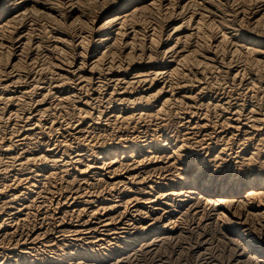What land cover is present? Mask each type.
<instances>
[{
  "label": "bare ground",
  "instance_id": "obj_1",
  "mask_svg": "<svg viewBox=\"0 0 264 264\" xmlns=\"http://www.w3.org/2000/svg\"><path fill=\"white\" fill-rule=\"evenodd\" d=\"M207 209L264 264V0H0V264L128 261Z\"/></svg>",
  "mask_w": 264,
  "mask_h": 264
},
{
  "label": "rangeland",
  "instance_id": "obj_2",
  "mask_svg": "<svg viewBox=\"0 0 264 264\" xmlns=\"http://www.w3.org/2000/svg\"><path fill=\"white\" fill-rule=\"evenodd\" d=\"M66 177L68 178V179H72V176H69V175H66ZM91 180H93V179H91ZM95 181V180H94ZM93 181V182H94ZM75 182V183H74ZM73 183H74V185L73 186H70V187H77L76 186V181H74ZM102 182V181H101ZM65 187L66 186H64V189H65ZM67 188H69V187H67ZM65 189L67 192L66 193H68V191H70L69 189ZM65 193V194H66ZM70 193V192H69ZM244 193V192H243ZM49 195H51V194H49ZM241 195H243V194H241ZM49 203H50V201H48ZM53 208H51V206H50V211L49 210H47L46 211V213L45 214H48L47 212H49V215H47V216H45V221L43 222V223H38V224H40L42 227L41 228H43V226L48 230L47 231V234L46 235H44L45 237H51L52 236V234H49V233H53V227L55 226V217L54 216H57L56 214H58V213H55V210H54V206H52ZM207 208H209V206L207 207ZM53 209V210H52ZM210 209V208H209ZM209 209H207L206 210V213H202V212H200V213H198V212H195V210L194 211H190L189 212V214H188V212L187 213H185L184 215L185 216H187V214H188V217H190V218H188V217H185L184 215H182L183 216V218L181 217V219H180V221H182V222H180V225L179 226H181V228L178 230V233H180L181 234V236H180V234H179V236H178V239L177 238H171V242L169 241V240H166L165 242L164 241H162L163 243L161 244V245H158V244H160L161 242H158L157 244H155L154 246L152 245V250H147V249H150L149 247H151V246H147L146 248H140V249H138L137 250V252L138 253H136V255H140L139 257L137 256L136 257V255L135 254H133V255H131V256H133L132 258H131V256H130V258H129V260L130 261H132V262H130L129 260L127 261V259L126 260H124V261H122V260H120V256L119 255H115V257L113 258L112 256V259L109 257V258H105V259H103V258H101L102 256H100V254H99V257H98V255L96 256V255H94V254H92L91 253V251H88V252H90V253H88V254H86V256L85 255H80V257H79V259H77L78 260V262L80 261L81 262V260L83 261V262H81V264L83 263V264H87L88 262L87 261H89V263L88 264H90V262H91V264H133V262H134V264H247V262L249 263V264H254L255 262L254 261H252L251 259H249V260H251V261H247L248 259H247V257L246 256H241V254H237V252L238 253H240L241 252V250L239 249L240 247L239 246H237V244L240 242V241H236V240H234V239H231L230 237H232L233 236V238H236V237H238V234H236V232H233V233H231L230 234V237L229 236H226V234L225 233H223L222 231H223V229L222 228H220V226H219V224H220V222H221V219H218V218H214V214L213 213H211V216H213V218H211L210 216H209ZM38 210V211H37ZM37 210H34V215H31V217H30V220H27V222L26 223H28L29 224V226L30 225H33L34 224V221L33 220H35L36 218H37V221L39 222V217H41L42 215H43V212H45L44 210L45 209H43V207H39V208H37ZM35 211H37V212H35ZM52 212V213H51ZM195 212V213H194ZM211 212V211H210ZM192 214V215H191ZM193 214H196V215H194V217H192L193 216ZM201 214H206V215H201ZM213 214V215H212ZM22 215V214H21ZM41 215V216H40ZM53 217H52V216ZM190 215V216H189ZM201 215V216H200ZM196 216V217H195ZM205 217V218H204ZM54 220H53V219ZM199 218V219H198ZM200 218H201V221H200ZM212 220H211V219ZM32 219V220H31ZM51 219V220H50ZM183 219V220H182ZM190 221H188V220ZM203 219V220H202ZM54 222H53V221ZM184 220H185V222H187V223H185L184 222ZM193 220V222H191ZM201 222L200 223V225H199V221ZM217 220V221H216ZM32 221V222H31ZM36 221V220H35ZM50 221V222H49ZM203 221V222H202ZM208 221V222H207ZM213 223H212V222ZM30 222L32 223V224H30ZM215 222V223H214ZM26 223H24V229L22 228V227H20V228H22L21 230L22 231H27V227L26 226H28ZM52 223V224H51ZM190 223H192V224H190ZM202 223H205V224H203V225H201ZM218 223V224H217ZM256 223V225H253V227H257V228H260V224L259 223H257V222H255ZM48 224V225H47ZM190 224V225H189ZM195 224V225H194ZM214 224V225H213ZM257 224H258V226H257ZM39 225V226H40ZM47 227H46V226ZM54 225V226H53ZM185 225H186V227H185ZM188 225V226H187ZM200 226V228H199V226ZM206 225V226H205ZM39 226H37V227H39ZM49 226H50V228H49ZM192 226V227H191ZM217 226L221 229H219V228H217ZM26 227V228H25ZM190 227V228H189ZM196 227V228H195ZM202 227V228H201ZM205 227H207V228H205ZM40 228V229H41ZM44 228V229H45ZM50 230H49V229ZM55 228V227H54ZM198 228V229H197ZM204 228V229H203ZM191 229H193V232H192V230ZM219 229V230H218ZM180 230H182V231H180ZM194 230H196V232L194 233ZM197 230H199L200 232H198ZM207 230H209L208 232H207ZM184 231V232H183ZM204 231V232H203ZM219 231V232H218ZM49 232V233H48ZM202 232V233H201ZM20 233H22L21 231H20ZM178 233H176V234H178ZM185 233V234H184ZM210 233V234H209ZM220 233V234H219ZM186 235V236H183V235ZM211 234H212V236H211ZM215 234H216V236L218 237V238H221L220 240L222 241H220L216 236H215ZM218 234V235H217ZM23 235H24V233H23ZM23 235H14V236H12V238H11V240L8 238V240L7 239H5V242H6V245H11V246H13L12 244H15V240L17 241V238L18 237H23ZM190 235V236H189ZM200 235V236H199ZM201 235H204V236H201ZM222 235V236H221ZM188 236V237H187ZM194 236H196V240H197V242L198 243H196V240H194L195 239V237ZM207 236H209V238L207 237ZM211 236V237H210ZM220 236V237H219ZM182 237H185V239L184 238H182ZM215 237V238H214ZM15 238V239H14ZM24 238V237H23ZM48 238V239H49ZM194 238V239H193ZM204 238V239H203ZM208 238V239H207ZM224 238V239H223ZM0 239H2V238H0ZM47 239V238H46ZM176 239L178 240V241H176ZM180 239L181 240H184V241H182V244H180ZM189 239V240H188ZM199 239H200V241L202 240V242H201V244H200V241H199ZM210 239V240H209ZM217 239V240H216ZM10 240V241H9ZM13 240V241H12ZM173 240V241H172ZM191 240V241H190ZM204 240V241H203ZM227 240H228V242H227ZM240 240H241V238H240ZM177 242L178 244H176V243H173V242ZM188 241V242H187ZM207 241H211V242H207ZM215 241H217V243H214ZM225 241V242H224ZM234 241H235V243H234ZM13 242V243H12ZM185 242H187V243H185ZM191 244H190V243ZM204 242V243H203ZM12 243V244H11ZM172 243V244H171ZM195 243L196 244H198V245H195ZM208 243V244H207ZM226 243H228V244H226ZM241 243L244 245V243H245V245H247V243L246 242H244V240H242L241 241ZM164 244V245H163ZM173 244L175 245V246H173ZM194 244V245H193ZM211 244V245H210ZM229 244H230V246H229ZM209 245V246H208ZM214 245V246H213ZM241 245V244H240ZM56 246V247H55ZM61 245H53V246H51V247H49V248H44V249H41V250H39L38 252L40 253L39 255H38V257H39V260H40V264H51V262L50 261H48L47 259H49V258H51V255H58L59 254V252H60V247ZM158 246V247H157ZM159 246L161 247V248H159ZM173 246V247H172ZM184 248H183V247ZM189 248H188V247ZM191 246H193V247H191ZM201 246V247H200ZM207 246V248H205V247ZM210 246H211V249H209L210 248ZM213 246V247H212ZM236 246H237V248H236ZM59 247V248H58ZM154 247V248H153ZM182 247V248H181ZM209 247V248H208ZM232 247H233V249L235 248V250H231L232 249ZM239 247V248H238ZM158 248V250H156V249ZM181 248V249H180ZM193 248V249H192ZM188 249V250H187ZM191 249V250H190ZM208 249V250H207ZM43 250V251H42ZM45 250V251H44ZM46 250H48V251H46ZM142 250H143V252H142ZM146 250V251H145ZM153 250H155V251H153ZM182 250V251H181ZM187 250V251H186ZM201 250L203 251V253L201 252ZM206 252H205V251ZM211 250V251H210ZM240 250V251H239ZM55 251V252H54ZM151 253H150V252ZM157 251V253H155ZM162 251V252H161ZM198 251H199V253H200V256H198L199 254H198ZM207 251H208V253H207ZM44 252H45V254H44ZM47 252V253H46ZM159 252V253H158ZM192 253V254H188V253ZM195 252V253H194ZM205 252V253H204ZM120 253V252H119ZM140 253V254H139ZM232 253V254H231ZM256 253V252H255ZM49 254V255H48ZM91 254V255H90ZM187 254V255H186ZM196 254H198V255H196ZM234 254V255H233ZM43 255V256H42ZM45 255V256H44ZM102 255V254H101ZM191 255H193V256H191ZM48 256V257H47ZM190 256V257H189ZM120 257V258H119ZM159 257V258H158ZM198 257V258H197ZM200 257V258H199ZM245 257V258H244ZM95 258V259H94ZM101 258V259H100ZM116 258H117V260H116ZM119 258V259H118ZM138 258V259H137ZM158 258V259H157ZM240 258V259H239ZM242 258V259H241ZM44 259V260H43ZM85 259V260H84ZM86 259H88V260H86ZM90 259V260H89ZM108 259V260H107ZM132 259V260H131ZM239 259V261L237 262V260ZM247 259V260H246ZM95 260V261H94ZM105 260V261H104ZM111 260H113V261H111ZM114 260H116L117 262H115ZM119 260V261H118ZM243 260H246V261H243ZM44 261V262H43ZM46 261V262H45ZM84 261H85V263H84ZM159 261V262H158ZM161 261H162V263H161ZM49 262V263H48ZM80 262L78 263V264H80ZM93 262V263H92ZM96 262V263H95ZM103 262V263H102ZM109 262V263H108ZM113 262H115V263H113ZM123 262V263H122ZM158 262V263H157ZM202 262H204V263H202ZM206 262V263H205ZM38 263V264H39Z\"/></svg>",
  "mask_w": 264,
  "mask_h": 264
}]
</instances>
